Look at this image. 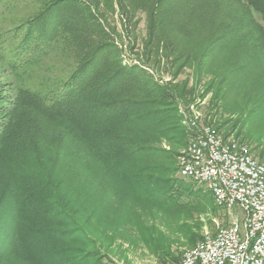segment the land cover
Masks as SVG:
<instances>
[{"label":"trees","instance_id":"16d2710c","mask_svg":"<svg viewBox=\"0 0 264 264\" xmlns=\"http://www.w3.org/2000/svg\"><path fill=\"white\" fill-rule=\"evenodd\" d=\"M115 5L137 63L116 45L109 20ZM21 25L11 61L23 51H32L28 63L33 52L52 55L70 37L64 50L77 51L79 60L59 85L46 92L19 87L4 103L0 264H114V247L137 240L129 231L136 227L163 264L180 261L171 240L158 238L146 220L180 218L193 247L203 237L202 217L212 223L219 206L179 174L193 135L179 104L204 86L203 96L212 92L205 120L220 132L213 105L230 93L264 107V0H44ZM163 69L175 70L168 81L156 77Z\"/></svg>","mask_w":264,"mask_h":264},{"label":"rangeland","instance_id":"374dc122","mask_svg":"<svg viewBox=\"0 0 264 264\" xmlns=\"http://www.w3.org/2000/svg\"><path fill=\"white\" fill-rule=\"evenodd\" d=\"M81 1H84L87 5L91 2L94 3V0ZM41 2H44V0L39 2H36L35 0H0V32L5 33L4 37L7 38V41L2 42L4 48L3 53H6V56L4 58L0 57V122L5 117L4 103L7 100V96L10 97V95L15 93L16 88L22 87L27 90L36 89L46 92L48 91V87L59 85L65 80L79 60L77 51H72L70 49L64 50V47L72 41V38L70 37L69 41L62 46L58 52H55L52 55H46L42 52L39 53V51L33 52L35 55L28 56L33 58L30 63H28L24 60L27 55L32 53V51H23V55L21 54L22 58L18 56L17 63L11 61L12 54L9 49L21 42L25 33V28H21V24L35 14L38 10L39 3ZM92 11L94 13L93 8ZM110 14V23H113L112 21L115 20L114 23L115 26H117L115 42L122 50V58L125 61L130 60L131 62L137 63V48L132 51L130 49L132 43L128 40L129 34L127 32L125 33L122 28L121 15L119 14V8L117 5H115V11H111ZM197 23L190 34L198 33V27L201 24ZM200 29L201 28L199 27V30ZM137 33L139 37H143L146 33L145 15L141 17ZM14 35H16V37H14ZM188 37L191 38L189 35ZM174 71L175 70L171 73H167L166 69H163V71L160 72V76L156 77L157 79H162V81H168L174 75ZM187 73L188 75H191L190 70ZM179 77L184 78L185 76L182 75ZM204 88V86L200 88L198 97L194 98L192 101L190 100L188 103L180 102V110H186L193 104L203 113H209L212 110V106H210L209 103L212 92L203 96L202 93ZM254 93L256 94L257 92L254 91ZM247 101L248 99H242L234 93H230L228 100L219 102L220 106L213 105V108L215 109L214 112L217 114V120L219 123H222L224 127L221 133L224 135L227 132H234L231 134L230 138L239 134L238 138L241 140L244 139V142L251 148L252 154L255 158L261 161L259 154H261V152L264 153V107L254 99L246 104ZM254 134H263L262 139L257 140L254 137ZM196 187L205 188L198 183L196 184ZM207 193L209 194V192ZM172 214L177 215L174 212H172ZM234 217L241 219L243 217L242 211L236 209L229 212L227 209L219 207L218 214L214 217L212 223L206 222L207 217L203 216L202 221L204 220L205 224L201 231L202 236L207 232L214 233L219 227L230 224ZM189 221L191 224L194 223L190 218L188 219V222ZM146 223L147 225H153V227H156L158 231L156 236L161 235L160 237L158 236V238L161 240L167 238L171 240L170 245L176 257L181 259L184 251L192 247L186 243V238L183 236V229L181 226L182 220H180V218L176 219L174 216L167 218L161 214L156 216L152 215L146 220ZM129 231H135L131 232L133 235L131 238L135 237L137 240L126 241L125 243L120 241L122 247L117 245L114 247V251L111 254L114 258V264H163L160 256L153 250V242L143 236L145 232L142 228L136 227ZM105 261L107 260L105 259Z\"/></svg>","mask_w":264,"mask_h":264},{"label":"built area","instance_id":"2783aa9c","mask_svg":"<svg viewBox=\"0 0 264 264\" xmlns=\"http://www.w3.org/2000/svg\"><path fill=\"white\" fill-rule=\"evenodd\" d=\"M193 131L179 157V174L209 190L219 207L240 219L207 232L172 264H264V163L246 143L225 138L195 105L181 109Z\"/></svg>","mask_w":264,"mask_h":264}]
</instances>
